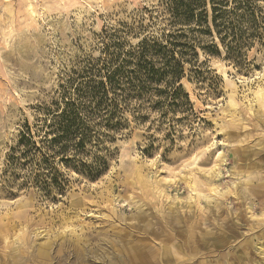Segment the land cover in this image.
<instances>
[{"label":"rangeland","instance_id":"1","mask_svg":"<svg viewBox=\"0 0 264 264\" xmlns=\"http://www.w3.org/2000/svg\"><path fill=\"white\" fill-rule=\"evenodd\" d=\"M158 6L0 0V264H264L260 43L242 66L223 50L199 51L182 80L193 113L164 107L144 121L127 113L129 128L96 181L73 173L62 195L44 198L19 187L8 166L19 131L57 98L67 68L101 55L105 29L127 24L124 38L138 42L155 30L140 22Z\"/></svg>","mask_w":264,"mask_h":264},{"label":"trees","instance_id":"2","mask_svg":"<svg viewBox=\"0 0 264 264\" xmlns=\"http://www.w3.org/2000/svg\"><path fill=\"white\" fill-rule=\"evenodd\" d=\"M146 11L140 28L155 32L132 43L124 38L133 31L127 24L102 31L101 55L77 58L57 98L21 128L8 162L17 167L19 187L55 198L73 173L98 180L129 128L127 113L139 121L164 107L193 113L182 80L185 66L199 63V51L222 57L223 50L224 60L242 66L257 43L264 45V0H159Z\"/></svg>","mask_w":264,"mask_h":264},{"label":"bare ground","instance_id":"3","mask_svg":"<svg viewBox=\"0 0 264 264\" xmlns=\"http://www.w3.org/2000/svg\"><path fill=\"white\" fill-rule=\"evenodd\" d=\"M139 181H140V180H139ZM140 182H141V181H140ZM192 188H193V186L190 185V186H189V189L192 190ZM200 188H201V187H200ZM239 190H240V189H239ZM214 191H215V189H214Z\"/></svg>","mask_w":264,"mask_h":264}]
</instances>
